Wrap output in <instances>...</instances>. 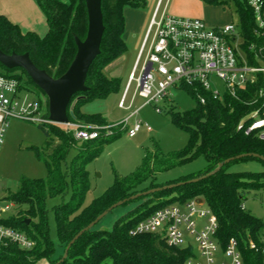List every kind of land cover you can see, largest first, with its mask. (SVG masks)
I'll list each match as a JSON object with an SVG mask.
<instances>
[{"label": "trees", "instance_id": "obj_1", "mask_svg": "<svg viewBox=\"0 0 264 264\" xmlns=\"http://www.w3.org/2000/svg\"><path fill=\"white\" fill-rule=\"evenodd\" d=\"M35 1L46 17L47 33L40 36L35 32H23L0 15V49L6 54L28 53L36 67L58 78L67 71L75 57L77 49L74 36L80 40L86 37L88 21L85 0ZM202 1L208 6H222L235 13L239 34L244 40L242 49L249 54L250 47H255L253 57L248 55L249 64L257 65L255 56L264 62V29L258 28L253 9L247 0ZM144 5L145 0H102L105 32L101 53L88 72V90L73 98L82 96L73 109L70 121L84 125H107L113 133L109 137L81 143L60 125H38L45 134V142L42 147H30L29 150L38 160L44 161L47 177L23 178L19 190L5 200L13 202L17 207L26 205L28 209L3 221L4 225L24 232L34 246L31 249H22L15 244L2 247L0 264H37L40 260L57 264L77 233L112 205L123 200L127 201L122 206L134 202L138 205L119 217L110 230L100 227L104 217L71 246L67 258L60 264H102L106 260L110 264H185L193 255L190 248L171 247L155 234L131 236L130 231L156 210L182 205L193 199L203 200L216 217L217 239L222 247L234 238L239 244L243 264H263L260 251L251 249L250 244L260 247L264 220L248 212L243 202L252 191H264V172L231 173L227 170L235 162L262 160L253 157L234 160L214 175L190 182L206 176L227 159L244 154L264 157V141L254 135L246 136L243 131L238 130L242 121L264 107V98H259L258 95L264 86L261 76L257 83L238 90L236 96L225 95L222 100L214 98L198 85L183 87L196 103L188 114L172 118L177 126L189 132L188 144L184 150L171 156H151V152H148L137 171L130 176L117 178L102 196L84 205L85 196L90 189L87 166L101 155L106 143L121 136L122 130L121 125L108 123L100 114L84 113L81 107L119 91V79L111 77L105 68L122 57L127 50L122 38L125 28L124 9H141ZM0 75L17 81L19 94L31 93V87L39 90L21 69L9 70L0 65ZM73 150L76 151L75 155L67 165L66 160ZM199 156H203L207 163L202 171L175 180L158 181V173L169 171ZM63 166L65 171L62 170ZM178 183L182 184L135 200L130 199L136 194ZM68 192L71 193L70 200L53 209L59 243L55 247L49 238L46 201L63 197ZM27 219H31L29 225L26 224Z\"/></svg>", "mask_w": 264, "mask_h": 264}, {"label": "built area", "instance_id": "obj_2", "mask_svg": "<svg viewBox=\"0 0 264 264\" xmlns=\"http://www.w3.org/2000/svg\"><path fill=\"white\" fill-rule=\"evenodd\" d=\"M162 1H159L149 22L121 97L120 108L125 110H131L137 99L143 101L128 118L135 117L148 105H154L157 112L161 113L157 104L167 98L171 88L183 89L198 85L214 98L222 100L225 95L234 97L238 90L257 83L260 76L264 82V66L249 64V60L243 56L237 45L239 28L236 24L210 27L200 19L171 16L167 14L166 7L161 9ZM247 1L253 9L258 28L264 29V0ZM213 77L222 82V95L211 89L209 81ZM133 84L135 87L128 100ZM258 95L259 98H264V86ZM18 99V82L0 75V146L10 118H20L38 125L53 124L46 116V100L29 102L25 99L20 103ZM200 101L204 103L203 99ZM127 102L128 105L125 106ZM119 125L124 130L125 122ZM60 126L81 143L109 137L113 133L107 125H84L70 121V124ZM143 128L151 132V128L140 121H135L125 131L129 138H133ZM238 130L243 131L246 136L254 135L264 141V107L254 111L246 121H242ZM13 207V202L8 201L0 208V249L8 244L31 249L34 246L33 241L24 233L3 224L7 219L3 214ZM217 230V219L204 201L193 199L182 205L156 210L140 221L130 231V235L155 234L171 247L190 248L193 255L185 264H243L237 240L232 238L222 247L217 239ZM189 239L197 245L200 259L187 241ZM250 248L260 251L264 264V234L260 247L251 243Z\"/></svg>", "mask_w": 264, "mask_h": 264}, {"label": "rangeland", "instance_id": "obj_3", "mask_svg": "<svg viewBox=\"0 0 264 264\" xmlns=\"http://www.w3.org/2000/svg\"><path fill=\"white\" fill-rule=\"evenodd\" d=\"M232 17V23L237 24L238 19L233 12ZM130 44L126 45L127 50L122 57L105 68V71L111 77L119 79V91L105 99H98L83 104L81 110L88 114H100L112 125H119L125 122V128H131L135 121H140L143 124H147L151 128V132L148 133L143 128L133 138H129L124 128L118 139L106 143L103 146L101 155L87 166L90 189L85 196L84 205H88L94 199L102 196L114 184L117 178L130 176L137 171L141 167L148 152H151V156H155L156 154L160 156H171L175 152L184 150L188 144L189 132L177 126L172 120L173 117H183L196 106L194 99L186 90L180 88L169 89L167 98L160 100L157 104L161 109V113L157 112L154 105H148L141 109L135 117L128 118L131 112L143 103L140 99L136 100L131 110L120 108L122 94L128 83L141 46L140 43L134 48L132 43ZM237 45L246 59H248V55L253 57L255 53L254 47L250 49L249 54L244 52L242 49L244 40L239 33ZM254 60L258 66H264V62L258 56H255ZM209 83L213 91H217L221 95L223 94V84L219 79L213 77ZM134 87L135 84L130 88L128 100L133 93ZM31 91L29 94H19L18 101L22 103L25 99L29 102L38 99L42 101L46 100L45 95L39 90L31 87ZM126 105H128V102ZM44 142L45 134L38 127V124L20 118H10L8 120L3 143L0 146V208H3L8 202L5 198L19 190L20 182L23 178L44 179L47 177V167L44 161L38 160L34 153L29 150L30 147H42ZM75 152V150L70 152L66 160L67 165L70 164ZM206 165L207 163L204 157L199 156L169 171L158 173L157 179L159 182L179 179L180 177L202 171ZM62 170H66L65 166H63ZM227 170L231 173H260L264 172V163L254 159L235 162L230 164ZM70 197L71 193L68 192L63 197L58 196L46 201L45 208L48 213L49 238L55 247H58L59 243L56 235L53 209L62 202H68ZM137 205L138 203L134 202L125 206H118L105 216L100 223V227L110 230L119 217L132 211ZM243 205L253 216L264 220V191H252L247 195ZM27 209L28 206L26 205L17 207L14 204V207L4 213L3 216L9 218L21 210L25 211ZM27 220L31 222V219ZM187 241H189L195 254L200 259L197 245L190 239ZM37 264L48 263L46 260H40ZM102 264H110V261L106 260Z\"/></svg>", "mask_w": 264, "mask_h": 264}, {"label": "water", "instance_id": "obj_4", "mask_svg": "<svg viewBox=\"0 0 264 264\" xmlns=\"http://www.w3.org/2000/svg\"><path fill=\"white\" fill-rule=\"evenodd\" d=\"M87 10V33L84 40H80L74 36L76 44V54L71 62L67 71L58 78L50 76L45 70L39 69L30 59L28 53L6 54L0 49V65L6 69H21L31 79L32 83L45 95L47 101V113L48 119L55 125H68L70 124V117L73 118V109L79 99L82 96L73 98L79 94L88 90L86 86V80L88 72L101 53V43L105 32V26L103 22L102 13V0H85ZM73 100V101H72ZM253 157L264 161V157L257 154H244L235 158H230L220 163L215 170L210 172L204 177L193 179L190 182H197L198 180L214 175L224 165L241 158ZM182 183L164 186L162 188L152 189L143 193L136 194L130 199L135 200L141 196H146L157 191L170 189ZM127 200L117 202L112 205L102 214H100L92 223L83 228L77 233L74 238L68 244L63 258L57 263L63 262L68 255V251L71 246L87 231L92 229L97 223H99L105 216H107L113 209L121 206ZM26 224H30V220H26Z\"/></svg>", "mask_w": 264, "mask_h": 264}, {"label": "crops", "instance_id": "obj_5", "mask_svg": "<svg viewBox=\"0 0 264 264\" xmlns=\"http://www.w3.org/2000/svg\"><path fill=\"white\" fill-rule=\"evenodd\" d=\"M159 1L145 0V5L141 9H124L125 28L122 38L126 45L132 43L135 48L142 44ZM164 7L171 16L200 19L210 27H220L233 22L232 12L229 9L222 6H208L202 0H163L161 9ZM0 15L5 16L23 32H35L44 36L48 31L46 17L35 0H0Z\"/></svg>", "mask_w": 264, "mask_h": 264}]
</instances>
